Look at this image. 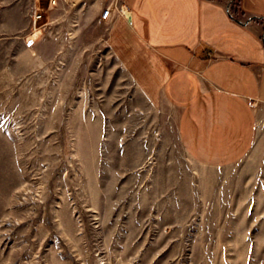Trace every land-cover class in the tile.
Here are the masks:
<instances>
[{
  "label": "rangeland",
  "instance_id": "rangeland-1",
  "mask_svg": "<svg viewBox=\"0 0 264 264\" xmlns=\"http://www.w3.org/2000/svg\"><path fill=\"white\" fill-rule=\"evenodd\" d=\"M111 0H0V264H264V117L194 162L107 49Z\"/></svg>",
  "mask_w": 264,
  "mask_h": 264
},
{
  "label": "crops",
  "instance_id": "crops-1",
  "mask_svg": "<svg viewBox=\"0 0 264 264\" xmlns=\"http://www.w3.org/2000/svg\"><path fill=\"white\" fill-rule=\"evenodd\" d=\"M107 7L110 16L100 18L107 49L151 103L175 111L186 154L211 168L246 157L264 117V0H111Z\"/></svg>",
  "mask_w": 264,
  "mask_h": 264
},
{
  "label": "built area",
  "instance_id": "built-area-1",
  "mask_svg": "<svg viewBox=\"0 0 264 264\" xmlns=\"http://www.w3.org/2000/svg\"><path fill=\"white\" fill-rule=\"evenodd\" d=\"M230 1L233 2V0H230ZM231 10H232V6H231V2H230V5H228V7H227V11L229 13H231ZM120 11H122L121 8H120ZM110 14H111V8L110 7H106L105 9H103L101 11L100 18L103 19V20H106L110 16ZM206 55H207V57H210L211 53L209 51H207Z\"/></svg>",
  "mask_w": 264,
  "mask_h": 264
}]
</instances>
